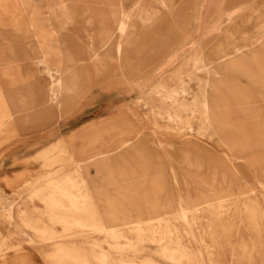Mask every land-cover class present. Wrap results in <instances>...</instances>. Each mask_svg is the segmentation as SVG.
Wrapping results in <instances>:
<instances>
[{"label":"bare ground","instance_id":"6f19581e","mask_svg":"<svg viewBox=\"0 0 264 264\" xmlns=\"http://www.w3.org/2000/svg\"><path fill=\"white\" fill-rule=\"evenodd\" d=\"M212 1L219 14L205 23L208 33L200 35L206 3L198 6L199 0H84L85 15L76 22L63 16L67 0H0V23L2 15L10 13L19 30L27 29L28 48L40 52L35 64L30 60L31 79L45 84L37 99L39 107L31 111L25 99L15 107L0 78V150L7 148L0 152L3 168L22 150L19 144L36 136L38 144L42 138L49 140L52 135L42 128L49 119L62 120L63 110L78 101L95 107L94 118L108 119L103 135L86 140L79 158L75 150L64 147L63 138L43 148L38 156L47 162V171L22 186L30 206L20 213V221H13L7 202L0 204V264H35L41 257L44 264H264V119L260 115L264 112L247 111L255 104L247 101L239 84L222 80L214 86L202 79L204 73L218 77L227 69L252 75L251 66L259 65L258 57L264 53L263 15L251 5L240 6L224 28V0ZM234 27L262 47L243 51L235 42L219 39L224 47L212 59L221 67L211 72L213 66L206 63L201 48L207 35L228 36ZM179 30L189 34L182 44L176 39ZM159 34L169 42L164 48H170L167 53L155 48L150 56L160 62L166 58L157 74L168 76L157 85H153L156 75L139 73L131 80L123 59L130 57L140 35L150 39ZM71 38L91 40L86 56L76 61L80 64L59 59L63 39ZM187 79H196L192 82L196 88ZM172 81L182 85L174 87ZM133 92L138 98L130 102ZM222 100L235 101L237 108L244 109L239 113L243 119L255 124L251 133L227 139L253 143L226 148L236 151L235 156L243 152L256 157L229 160L230 169L209 165L205 177L191 181L183 167L174 164L177 159L170 151L174 147L186 160L189 152L203 160L216 158L203 144L214 139L215 126L225 124V116L237 114L209 112L212 107H232L219 105ZM148 110L169 138L139 135ZM157 157L173 159L172 164L150 181L143 173L140 180L124 176L129 163L149 164ZM9 173L2 172L5 177ZM254 182L261 184V191L249 194ZM14 234L20 239L9 245Z\"/></svg>","mask_w":264,"mask_h":264},{"label":"rangeland","instance_id":"374dc122","mask_svg":"<svg viewBox=\"0 0 264 264\" xmlns=\"http://www.w3.org/2000/svg\"><path fill=\"white\" fill-rule=\"evenodd\" d=\"M72 1L73 2L67 0V3L65 5H69V7L68 9H65V12L63 11V16L67 18L72 17L74 22L75 20L78 21L83 18V16L85 15L84 10L86 9L87 6L86 7L83 6L84 0H72ZM201 2L206 3L205 6L208 7L207 10L208 20H210L213 17H217V15L219 14V10H218L219 7L214 3V1L199 0L198 6L201 5ZM223 4H224L223 7H225L226 10L225 14L221 17L222 18L221 21H224L222 25L223 27L227 26L229 22H231L233 17V15H231L232 12H234L240 6H242L243 8H245L246 6L249 7L250 5L253 6L259 14L263 15L262 20L264 21V0H242V1L234 0L233 2L231 0H224ZM202 11H204V9ZM106 12H109V9H107ZM199 12L200 11H197L198 15ZM203 13L201 15H203ZM9 14L2 15L3 17L1 18V23H0V78L3 85V91H5L7 97H9L12 101L14 100L15 103H17L18 106H15L16 108L19 107L20 100L25 99L26 108H30L32 111L39 107L37 99L42 97V94L45 91L44 82L36 83L35 80L31 79V75L29 72V68L31 65L29 63L32 62L35 64L37 62V59L39 58L40 52L37 48H35V50L28 48L29 43L27 41V36H28L27 29L24 28L25 30L24 29L19 30V28H17L13 23L14 20L13 16L11 15L9 16ZM5 21H7L8 24L3 25ZM87 26L89 25L87 24L86 27ZM86 27L84 26L81 30H83ZM238 28L239 27L232 28L228 36L224 34L216 38L213 37L214 34L207 35L206 37L207 44L205 45L201 44V46L203 45L201 48H202V55L205 58L204 60H206L207 64L213 66L212 69L213 71L211 72H215V71L218 72L217 69L221 67L220 61L217 62V60L212 59L214 56L217 55L219 49L224 47V45L219 42V39L231 43L235 42V46L241 48L243 51H248L251 49L262 47V45L254 42L253 39L245 38V36L242 33V30L239 31ZM206 30L204 27H201L199 34L201 35L203 31L204 33L207 34L208 32ZM178 33L179 34L176 37V39H180L179 43L182 44L184 43L185 39H187V37L189 36L188 31L183 32L182 30H179ZM144 35L143 36L140 35V37L137 38L138 40H136L134 44L135 46L131 51H129L130 57H127L126 60L123 59L125 62L123 69L126 72V76L131 78V80H135L132 77L138 76L139 73L142 74L144 77H150V76L152 77L153 75H156L153 85H157L159 81H161L165 76H168L166 72L165 75L164 73L162 75L160 73L157 74V72L159 71L158 68L162 67L161 64L164 65L166 58H163L160 62V59H157L156 56H150L151 51L153 52L154 49L155 48L157 49L158 47L165 49L164 44L169 46V42L165 39L164 34L153 35L150 39L144 37ZM96 39H98L97 36ZM63 40L65 41H63L60 46V50L62 54L59 59L62 60L63 62L68 61V63L70 64L72 63L80 64L79 62L76 61H80L82 58L86 56L85 52L88 47L87 43L91 40L86 38L84 39L71 38L70 40L69 39H63ZM176 44H178V42ZM185 47L186 48L184 52L186 51V53L190 55L191 52L189 51L190 49L188 48V46ZM169 48H166L165 51L168 50ZM134 50H135V54H134ZM34 51H36V53ZM260 55H262L261 57H258L260 58L259 60L260 64L257 66L253 64V66H251V70L253 69L251 76L243 75L239 71L235 73L228 72L227 69V71H219L218 77L207 76L204 73L202 74V79H204L203 81H209L213 83L214 86L218 85L219 81L222 80H224L225 82L230 81L234 84L235 83L239 84L240 87L239 91H241L243 94L246 95L248 102L255 104V106H252V108L247 109V111L254 110V111L264 112V53H260ZM251 79L257 80L258 83H254L253 81L251 82ZM124 80L126 82H129L126 79ZM195 81L197 80L187 79V82H189L194 88L196 87L195 84L192 82ZM173 82H174L173 85H175L174 87L178 88L180 85H182L181 81H172L171 83ZM209 91L212 90L209 89ZM219 92L220 94L223 95L226 94V92L223 91H219ZM131 94H132L131 96L130 95L128 96V99L130 102H133L138 98V93L133 92ZM209 100L210 103L213 102L212 97H210ZM85 103L86 102L84 100H81L73 104L70 108H66V110H63L62 120L58 118L49 119V121L47 122L48 124L47 127L44 126L42 128L43 129L42 131H47L48 134L52 135L50 136L49 140L44 141L42 140L43 139L42 138L40 140L41 143L38 144V140H37L38 136H36L35 138L37 139L33 138L29 141H25V143L19 144L18 146L19 148H22V150L18 152L16 155H12L9 158L8 164L6 165L5 168H3V163H2L3 156L0 155V204L7 202V204L10 205L9 207L11 208V211L13 213V221H20L19 220L20 213L27 212L29 210L30 203L28 202V195H26L27 192L21 193L22 186H25L24 184L27 181L36 180L37 177H39V174H41L44 171H47V168L45 166L47 162H45L44 159L41 160L38 156L43 150V148L51 146L54 142H57V139L63 138V140H65L64 147H66V149H68L67 147H70L73 150H75L74 151L75 158H79V156L84 155V153L81 151L85 150L86 148L82 150L80 148H82L83 145L88 142L86 140H89L90 137L92 136H97L98 138H100L103 135L104 128L102 126L106 124L108 119L94 118L93 111L95 107L85 106ZM198 103L195 104L194 106H197ZM218 104L219 105L225 104L232 107L225 108L221 106L220 110L215 107H212V109H210L209 112L215 114L220 112L234 113V114L237 113V114L232 116H225L227 118L226 123L222 124L220 127L215 126L216 135L214 136V139L210 141H205L203 144V146H206L210 150L211 155L215 156L216 158L213 159L206 158L205 160H203L201 158H198L195 155L196 153L189 152L191 155L186 160L185 158H183L182 155L183 153L180 154V151L176 150L174 147H172L170 151V155L172 156V158L177 159L174 161V164L177 163L176 165H178V167H183L182 170L183 174H188L191 178V181H196L199 177H205L207 166L209 165H215L220 168L222 167V168L230 169V164L232 162H230L229 160H237L242 158L254 159L256 157L255 154L249 155L243 152L235 156L236 151L229 150L226 148L227 145L230 144L253 143L254 140L231 141L227 139L229 137L230 138L237 136L241 137L244 135V133L245 134L251 133L249 129L255 124H251V121L247 118L243 119V116L239 113L243 112L244 109L237 108V106L234 105L235 101L232 100L225 102V100H222L219 101ZM156 105H160V103H157ZM24 107H21V109H23ZM201 113H203V111ZM146 114H147L146 119L140 122L142 123V128L139 135L152 137L156 133L161 137L169 138L164 134L165 133L164 129L155 125L156 121L153 120V115L151 114V112H149V110L147 111ZM260 115L263 116L262 118L264 119V114H260ZM34 117L38 119L36 114H34ZM40 118L39 121L43 120L46 122V120ZM74 124H76V126L71 128V126ZM160 124H163L161 120H160ZM45 128L47 130H45ZM244 128L247 130H244ZM218 137L223 138V140L219 141ZM26 144L31 145V147H25ZM5 149L7 148L0 150V152L2 153V151H4ZM67 156L69 155L67 154ZM262 157L264 158V155ZM172 160L167 161L163 157L162 159L157 157L155 158V161L149 164H146L144 162H139V163L131 162L128 164L129 166H126V168L127 167L128 168L127 170H124L123 173L125 174L124 176L128 175L131 176L132 178H136L137 180H140L139 176L141 173H143L148 175L147 181H150L152 178L156 176L155 175L156 173L158 175L162 169L168 168L169 164H172ZM211 161H214V163ZM199 162H202L204 164L203 167H201L200 169H198L196 166H192V165H197ZM236 162H238V160ZM12 165L15 166L12 167ZM6 169L8 171L10 170V173L6 174L7 177H5V175L2 174L3 170L6 171ZM262 183L264 184V180L262 181ZM260 187L261 184H258L257 182L250 184L248 188L249 189L248 191H250L249 194H254L255 192L261 191ZM35 205L38 208L42 207V205L37 202L35 203ZM14 236L15 237L10 238L8 242L9 245L12 244L14 245L19 241L18 239H20V237H18L16 234H14ZM44 263L45 261L42 260L41 257V261L36 262L35 264H44Z\"/></svg>","mask_w":264,"mask_h":264},{"label":"crops","instance_id":"0c3cea01","mask_svg":"<svg viewBox=\"0 0 264 264\" xmlns=\"http://www.w3.org/2000/svg\"><path fill=\"white\" fill-rule=\"evenodd\" d=\"M208 7L207 6H205V8H204V13H203V15H202V20H201V25H200V27H204L205 28V30L207 29V27H205L204 25H205V23L206 22H208ZM204 32V31H203Z\"/></svg>","mask_w":264,"mask_h":264}]
</instances>
